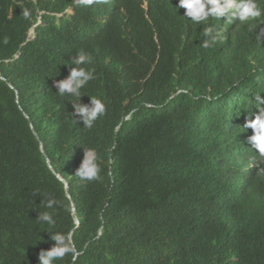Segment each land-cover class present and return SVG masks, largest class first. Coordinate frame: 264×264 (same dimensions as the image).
Here are the masks:
<instances>
[{"label":"trees","instance_id":"16d2710c","mask_svg":"<svg viewBox=\"0 0 264 264\" xmlns=\"http://www.w3.org/2000/svg\"><path fill=\"white\" fill-rule=\"evenodd\" d=\"M178 3L0 0V264H38L51 232L74 243L56 264H264V163L244 128L264 97V11L197 24ZM80 50L96 75L81 102L106 104L91 129L53 87ZM84 147L96 181L75 176Z\"/></svg>","mask_w":264,"mask_h":264},{"label":"clouds","instance_id":"9594fccd","mask_svg":"<svg viewBox=\"0 0 264 264\" xmlns=\"http://www.w3.org/2000/svg\"><path fill=\"white\" fill-rule=\"evenodd\" d=\"M84 2L91 5L94 2H98V0H84ZM177 8L185 9L183 16L191 19L197 24L206 23L210 18L221 17L245 22L249 19L261 16L262 11H264L257 5L256 0H239V2H237V0H179ZM71 13L72 9L66 10V14ZM24 16L25 18H29L30 13L25 10ZM38 24L39 21L36 25ZM36 25L28 30L27 37L29 39L32 38L33 28ZM203 34L206 37L202 43L203 47L207 48L216 43L218 34H213L211 27L205 28ZM5 43H7L6 39ZM71 62L75 67H69V73L65 78L54 80L53 87L56 89L55 92L60 96L75 97V101L71 102L73 106V111L70 113L71 117L76 122L77 119L82 121L85 129H91L98 119L106 113V104L102 98L89 96V103L81 102V97L84 95L81 90L85 88L90 81L96 78L94 68H85L81 67V65H91L93 57L90 53L80 50ZM255 99L258 104L257 112L249 114L244 128L252 130V134L247 137V146L253 155L257 157L258 164L261 165L264 163V97L257 96ZM249 168L250 170L247 174L253 172L256 168V164H249ZM101 171L102 169L99 164V157L96 149L93 147H84L83 157L76 170L75 176H78L82 181L92 182L100 178ZM243 186V183H240L236 188L238 189V187ZM236 195L238 194L236 193ZM42 204H44L46 208L51 209L57 204V201L51 198L47 200L43 198ZM72 214L74 216V210ZM37 220L48 225L55 224L53 215L48 211L39 212ZM76 224H78V222ZM51 233V240L54 243L49 249L41 250L38 253V264H56L57 260H62L68 253H74L75 251L71 234L61 232ZM76 255L77 253L73 254V261L76 260Z\"/></svg>","mask_w":264,"mask_h":264},{"label":"water","instance_id":"95a60500","mask_svg":"<svg viewBox=\"0 0 264 264\" xmlns=\"http://www.w3.org/2000/svg\"><path fill=\"white\" fill-rule=\"evenodd\" d=\"M46 163H47L48 168L53 172V174L56 176V178H58V179L64 184L65 191H67V190H68V185H67V183H66L64 180H62V179L58 176L57 173H55V172L53 171V169L51 168V166H50L48 160H46ZM73 210H74V207H73V205H72V211H73ZM74 220H75V222L77 223V220H76L75 217H74Z\"/></svg>","mask_w":264,"mask_h":264},{"label":"bare ground","instance_id":"6f19581e","mask_svg":"<svg viewBox=\"0 0 264 264\" xmlns=\"http://www.w3.org/2000/svg\"><path fill=\"white\" fill-rule=\"evenodd\" d=\"M171 1H172V0H171ZM166 2H168V1H166ZM166 2H165V3H166ZM168 3H169V2H168ZM221 18H223V19H224V18H226V17H221ZM236 190H237V188H236Z\"/></svg>","mask_w":264,"mask_h":264}]
</instances>
